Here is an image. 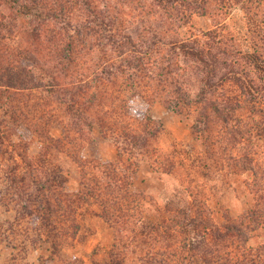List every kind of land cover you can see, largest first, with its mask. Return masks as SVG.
I'll return each mask as SVG.
<instances>
[{
  "label": "trees",
  "instance_id": "1",
  "mask_svg": "<svg viewBox=\"0 0 264 264\" xmlns=\"http://www.w3.org/2000/svg\"><path fill=\"white\" fill-rule=\"evenodd\" d=\"M152 1L5 0L13 14L7 18L23 21L14 34L0 29V143L7 142L28 167L13 187L21 193L27 173L34 178L33 210L50 227L53 254L75 237L80 205L95 201L113 228L118 257L140 264H197L198 242L160 239L161 224L145 213L148 196L131 189L140 155L158 172L177 177L183 169L184 179L195 185L198 171L242 185L253 204L242 218L264 226L263 38L246 48L223 44L214 30L182 38L180 18L157 15ZM14 39L16 45L9 42ZM156 102L191 121L201 145L194 158L160 146L162 126L150 113ZM55 123L62 126L56 138L50 134ZM94 128L115 147L114 160L81 156L86 144H96ZM21 130V140L33 137L42 144V165L51 154L75 164L78 192L64 191L61 170L51 173L24 160L22 143L10 139ZM14 163L12 175L21 167ZM188 192L193 236L202 229V236L223 241L234 233L242 241L249 238L236 225L204 218L201 191Z\"/></svg>",
  "mask_w": 264,
  "mask_h": 264
},
{
  "label": "rangeland",
  "instance_id": "2",
  "mask_svg": "<svg viewBox=\"0 0 264 264\" xmlns=\"http://www.w3.org/2000/svg\"><path fill=\"white\" fill-rule=\"evenodd\" d=\"M152 2L156 4L153 11L157 15H162L163 18L166 15L174 19L180 18L179 31L182 38L192 35L200 37L202 33L214 30L219 34L217 38L227 46L237 44L246 48L249 44L260 43V36L264 42V0ZM6 6L5 0H0V29L5 34H14L23 19L20 17L11 21V18H7L10 11ZM9 42L14 45L17 41L14 39ZM150 113L162 126L159 136L162 148L168 152L184 150L191 154L192 158L195 151L201 150L200 143L192 136L189 119L168 110L160 102L151 107ZM61 130L62 126L55 123L51 126L50 134L55 138L59 137ZM19 133L12 135L10 139L16 144L24 143V146L21 144L19 152L25 154L26 162L39 164L51 173L61 170L67 180L64 191L76 193L80 190L78 170L70 159L63 155L51 154L45 165H42L39 163V159L43 158L42 144L33 137L21 140L22 130ZM92 136L96 144H86L81 156L101 161L114 160L116 150L111 141L105 139L98 128H94ZM6 149L10 153H6ZM14 160L21 167L12 175L9 170L14 166ZM135 165L131 173V189L148 196L145 213L161 224L160 233L163 234H159L160 239L173 242L185 238L191 245L198 242L199 251L195 261L197 264H264V226L256 227L254 223L242 218L243 213L253 205L242 185H227L218 176L211 172L202 174L203 171L195 173V185L184 179L183 169L179 170L177 177L156 171L145 155L137 156ZM26 169L28 167L11 151L9 144L0 143V264H140V261L130 256L118 257L115 253L113 228L100 216V209L95 201L80 205L76 216L78 230L75 237L53 254L49 241L50 227L43 225L33 210L36 204L34 200L37 198L33 176L27 173L24 183L28 186L21 193L13 187L12 181L18 185L24 176L22 172ZM189 189L201 191L204 205L201 214L204 218H211L219 226L236 225L244 230L249 238L242 241V235L237 236L234 233L228 241H223L215 236H202V229H198L196 236H193L191 221L194 218V207L188 196ZM12 197L15 200L11 199ZM174 220L179 222L177 228H166L168 224H173ZM216 244L219 251L214 252ZM226 251L231 253L226 255Z\"/></svg>",
  "mask_w": 264,
  "mask_h": 264
}]
</instances>
